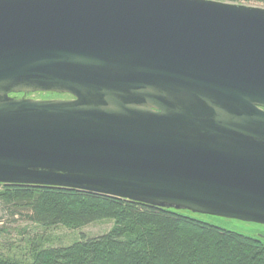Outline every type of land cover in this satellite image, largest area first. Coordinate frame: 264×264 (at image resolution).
Segmentation results:
<instances>
[{
	"label": "water",
	"instance_id": "obj_1",
	"mask_svg": "<svg viewBox=\"0 0 264 264\" xmlns=\"http://www.w3.org/2000/svg\"><path fill=\"white\" fill-rule=\"evenodd\" d=\"M0 184L264 226V7L0 0Z\"/></svg>",
	"mask_w": 264,
	"mask_h": 264
},
{
	"label": "trees",
	"instance_id": "obj_2",
	"mask_svg": "<svg viewBox=\"0 0 264 264\" xmlns=\"http://www.w3.org/2000/svg\"><path fill=\"white\" fill-rule=\"evenodd\" d=\"M221 1L264 5V0ZM0 205L10 217L25 216L48 228L76 230L99 221L114 222L102 236L35 251L31 263L0 255V264H264V241L183 211L71 189L1 184Z\"/></svg>",
	"mask_w": 264,
	"mask_h": 264
},
{
	"label": "rangeland",
	"instance_id": "obj_3",
	"mask_svg": "<svg viewBox=\"0 0 264 264\" xmlns=\"http://www.w3.org/2000/svg\"><path fill=\"white\" fill-rule=\"evenodd\" d=\"M249 5L264 7V5L261 4L251 3ZM27 96L37 100L62 99L64 97L63 95L53 93H34L28 94ZM182 214L212 224L224 230L264 241V226L262 225L196 215L186 211H183ZM113 226V221L104 220L76 230L66 228L62 225L48 228L33 223L25 216L20 217V215H16L10 217L6 209L0 205V255L24 263H31L32 254L35 251L68 247L81 241L82 238H95L102 236L108 233Z\"/></svg>",
	"mask_w": 264,
	"mask_h": 264
},
{
	"label": "flooded vegetation",
	"instance_id": "obj_4",
	"mask_svg": "<svg viewBox=\"0 0 264 264\" xmlns=\"http://www.w3.org/2000/svg\"><path fill=\"white\" fill-rule=\"evenodd\" d=\"M68 97V96H67ZM69 98H71V97H68V98H62V99H69Z\"/></svg>",
	"mask_w": 264,
	"mask_h": 264
}]
</instances>
